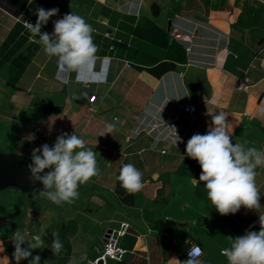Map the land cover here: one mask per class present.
Here are the masks:
<instances>
[{
  "label": "crops",
  "instance_id": "1",
  "mask_svg": "<svg viewBox=\"0 0 264 264\" xmlns=\"http://www.w3.org/2000/svg\"><path fill=\"white\" fill-rule=\"evenodd\" d=\"M37 8L58 9L42 26L48 33L53 21L67 13L83 17L93 29L95 61L73 69L47 56L23 23H35ZM169 19V25L183 28L201 23L195 25L189 54L169 37ZM175 45L179 53H173ZM173 54L181 58L173 59ZM149 57L172 66L154 75L147 70ZM243 76L246 86L238 87ZM0 88L25 99L0 113V135L11 137L16 146L25 140L22 151L14 152L30 155L44 143L53 145L61 133L74 132L96 152L100 170L79 186V197L71 204L39 196L43 185L35 191L36 200L18 187L1 188L0 264H17L11 241L16 231L44 233L45 247L31 250L40 256L39 264H70L73 258L76 264L90 262L104 231L120 222L127 223L118 237L126 249L122 258L137 264H180L192 243L202 250L196 264H227L220 254L229 246L227 237L259 231L264 165L255 177L261 206L221 215L203 182H193L199 181L201 169L185 155V145H151L148 133L133 130L140 120L169 117L179 103L189 101L197 107L191 135L206 133L212 114L222 112L232 143L246 141V147L264 152V6L259 0H0ZM91 94L93 110L87 100ZM29 112L40 123L31 126ZM109 123L114 124L111 133L106 132ZM128 163L143 173V187L126 202L116 188L119 170ZM167 218L178 223L165 222ZM54 231L63 245L59 253L50 249Z\"/></svg>",
  "mask_w": 264,
  "mask_h": 264
},
{
  "label": "clouds",
  "instance_id": "2",
  "mask_svg": "<svg viewBox=\"0 0 264 264\" xmlns=\"http://www.w3.org/2000/svg\"><path fill=\"white\" fill-rule=\"evenodd\" d=\"M57 13V8H37L35 23L23 22L32 36L39 38L34 42L42 45L47 56L56 57L59 63L70 68L79 69L93 63L97 46L93 41V29L83 17L70 12L53 21L51 33L41 31L49 18ZM261 112L264 113V109ZM113 128L114 124H107L106 132L111 133ZM172 128L176 143L181 138L175 127ZM230 134L226 116L219 112L212 114L206 133L193 134L185 145V155L196 160L201 169L199 181L194 179L193 182H203L208 200L221 215L235 214L242 206L253 210L261 206V194L255 177L257 167L264 165V152L254 146L246 147V141L243 144L232 143ZM30 156L31 163L27 165L29 178L43 185L38 195L57 205L73 203L79 197V186L100 174L96 152L86 147L85 141L74 132L61 133L51 146L44 143L33 148ZM117 180L129 194L143 187V173L131 163L121 166ZM259 222V231L247 230L243 235L227 237L229 246L220 250L227 264H264V217H259ZM43 234L31 236L19 231L13 233L12 256L17 264L30 256L29 264H39L40 256H32L31 250L45 247ZM52 237L50 249L59 253L63 245L58 232L54 231ZM25 243L27 247L22 248L21 245ZM3 250L0 246V251ZM194 251L199 254L200 249ZM179 262L196 264L192 258ZM70 264H76L75 258Z\"/></svg>",
  "mask_w": 264,
  "mask_h": 264
},
{
  "label": "built area",
  "instance_id": "3",
  "mask_svg": "<svg viewBox=\"0 0 264 264\" xmlns=\"http://www.w3.org/2000/svg\"><path fill=\"white\" fill-rule=\"evenodd\" d=\"M261 3V0H259ZM264 6V3H261ZM29 22V21H28ZM193 26L189 28H183L175 23L169 25L167 32L171 39L179 42L185 53L189 54L191 52V46L193 44V38L195 35V27L201 25L199 21H192ZM196 25V26H195ZM213 33L216 35H222L220 32L213 30ZM225 49V47H223ZM190 59V58H187ZM247 80V77L243 76L241 79L237 80L238 87H245L244 82ZM94 99L95 95L91 94L87 96L89 102V108L94 109ZM197 115V107L193 102H183L179 103L173 113L169 117L158 118L151 116L147 120H140L137 125L134 127V131L140 129L144 130L151 139V145H154L157 141H164L175 146L186 145L187 140L194 134L191 135V126L194 124L195 116ZM172 127H175L177 135L181 138L175 143V132ZM39 130L38 127L35 128ZM36 135L34 136V138ZM127 226L126 222H120L119 226L114 228L110 227L106 229L103 233L102 246L98 249L97 254L94 258L88 263L82 264H107V259L114 261H119L122 259L123 252L125 249L119 245L118 237L122 235ZM200 249L199 254L194 250ZM202 250L198 244L192 243L188 245L184 251L183 256L187 260L192 258L194 261L201 255ZM191 254V257L189 256ZM98 259L100 262H98Z\"/></svg>",
  "mask_w": 264,
  "mask_h": 264
},
{
  "label": "water",
  "instance_id": "4",
  "mask_svg": "<svg viewBox=\"0 0 264 264\" xmlns=\"http://www.w3.org/2000/svg\"><path fill=\"white\" fill-rule=\"evenodd\" d=\"M170 19L167 21L168 29ZM31 163V156L17 152L3 153L0 152V189L12 185L18 187L22 191L30 193L29 190L36 191L40 185V181H32L27 165ZM45 171H48L47 169ZM43 175V173H41ZM168 223H178L172 219H165ZM98 262L100 260L98 259Z\"/></svg>",
  "mask_w": 264,
  "mask_h": 264
},
{
  "label": "rangeland",
  "instance_id": "5",
  "mask_svg": "<svg viewBox=\"0 0 264 264\" xmlns=\"http://www.w3.org/2000/svg\"><path fill=\"white\" fill-rule=\"evenodd\" d=\"M24 101H25V99L23 97L18 96V95L9 94L7 92L2 91L0 88V110H1L0 113L4 112V109H3L4 106H6L10 103L19 104V103L24 102ZM27 116L30 120L31 126H33L35 123H38V122L40 123L39 117L37 114L29 112V114ZM24 141L25 140H23V139H19L17 146H16L11 137L4 139L0 135V152H3V153L14 152L13 151L14 148L18 149L19 151H22L21 148L24 147V145H23L24 143L22 144V142H24ZM24 155L28 156V154H24ZM5 187H8V185ZM4 188H2V189H4ZM24 192L26 193V195L28 194V192H26V191H24ZM29 192H30L29 194H31V197L28 196L27 198H30L31 200H36V194H35L36 192L33 190H29ZM67 222L69 224V221H67ZM67 222H65L64 225H66ZM65 230L66 229L64 228L63 232H65ZM115 262L116 261H114V260L107 259V264H115Z\"/></svg>",
  "mask_w": 264,
  "mask_h": 264
},
{
  "label": "trees",
  "instance_id": "6",
  "mask_svg": "<svg viewBox=\"0 0 264 264\" xmlns=\"http://www.w3.org/2000/svg\"><path fill=\"white\" fill-rule=\"evenodd\" d=\"M173 53L176 51V53H179L180 52V48L178 46H174L173 47ZM127 57L131 60H137L136 57L134 56V54H127ZM181 58V56H178V55H174L173 54V59H176V60H179ZM138 61V60H137ZM148 63L149 64H152L150 66L147 67V70H149V72H151L152 74L154 75H159L161 72H163L164 70L170 68L172 65L167 63V62H163V61H158L157 62V59L154 58V57H149L148 59ZM135 66L139 67L140 64L138 63H134ZM116 192L119 194L120 198L123 199L124 201L128 202L129 201V198L131 197V194L127 193L124 191L123 188H121L120 186V183L118 184L117 188H116ZM125 233V230L122 234ZM126 250V249H125ZM125 254V253H124ZM123 254V255H124ZM116 264H137L136 262H133V261H125L123 260V258L116 262Z\"/></svg>",
  "mask_w": 264,
  "mask_h": 264
}]
</instances>
